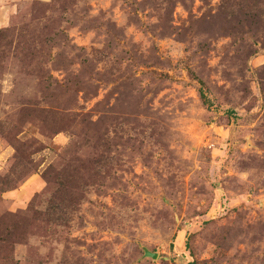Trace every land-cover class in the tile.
I'll list each match as a JSON object with an SVG mask.
<instances>
[{"label": "rangeland", "instance_id": "rangeland-1", "mask_svg": "<svg viewBox=\"0 0 264 264\" xmlns=\"http://www.w3.org/2000/svg\"><path fill=\"white\" fill-rule=\"evenodd\" d=\"M0 264H264V0H0Z\"/></svg>", "mask_w": 264, "mask_h": 264}, {"label": "water", "instance_id": "water-1", "mask_svg": "<svg viewBox=\"0 0 264 264\" xmlns=\"http://www.w3.org/2000/svg\"><path fill=\"white\" fill-rule=\"evenodd\" d=\"M143 252H144V258H150L152 260H156L157 259V255L156 254H153V253L149 252L146 249H143Z\"/></svg>", "mask_w": 264, "mask_h": 264}, {"label": "trees", "instance_id": "trees-1", "mask_svg": "<svg viewBox=\"0 0 264 264\" xmlns=\"http://www.w3.org/2000/svg\"><path fill=\"white\" fill-rule=\"evenodd\" d=\"M201 97H202V99H205L204 96H201Z\"/></svg>", "mask_w": 264, "mask_h": 264}]
</instances>
